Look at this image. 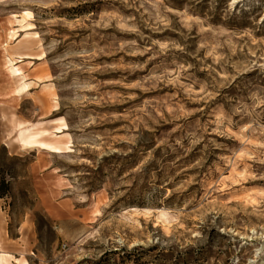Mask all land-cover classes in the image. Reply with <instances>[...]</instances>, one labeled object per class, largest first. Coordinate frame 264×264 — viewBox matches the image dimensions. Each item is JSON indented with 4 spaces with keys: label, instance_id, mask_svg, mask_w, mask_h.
Instances as JSON below:
<instances>
[{
    "label": "rangeland",
    "instance_id": "1",
    "mask_svg": "<svg viewBox=\"0 0 264 264\" xmlns=\"http://www.w3.org/2000/svg\"><path fill=\"white\" fill-rule=\"evenodd\" d=\"M20 252L264 264V0H0V259Z\"/></svg>",
    "mask_w": 264,
    "mask_h": 264
},
{
    "label": "bare ground",
    "instance_id": "2",
    "mask_svg": "<svg viewBox=\"0 0 264 264\" xmlns=\"http://www.w3.org/2000/svg\"><path fill=\"white\" fill-rule=\"evenodd\" d=\"M12 17L19 18L21 23L18 26L19 28L9 31V33H8V40L9 41H15L19 35L18 32H23V31H28V30L33 29V24L31 22V20L27 19V17H30L29 12H23L22 16L17 15V14H13ZM5 45H7V43H5L4 46ZM28 62L30 64L33 63L32 60H29ZM6 69H7V72L11 76H19L20 77L19 79L22 80L21 83L19 84V86L16 87L12 91L13 96L19 97L20 95H22L23 93H25V91H27L29 89V85L26 82L29 79L28 73L25 71L24 67L20 63H14L12 61V59H10L9 57H7ZM5 97H7V96H5ZM53 109H57V106H54ZM53 170L58 171L57 168H53Z\"/></svg>",
    "mask_w": 264,
    "mask_h": 264
},
{
    "label": "crops",
    "instance_id": "3",
    "mask_svg": "<svg viewBox=\"0 0 264 264\" xmlns=\"http://www.w3.org/2000/svg\"><path fill=\"white\" fill-rule=\"evenodd\" d=\"M10 144H11V147H13V146H15V143L14 142H10ZM8 253H12V254H16V251L15 250H13V251H9ZM18 255H20L21 256V252L20 253H18L17 254V256ZM19 257V256H18ZM16 258V257H15ZM0 261L3 263V264H5L6 263V260L5 259H0ZM11 262V261H10ZM1 264V263H0ZM11 264H14V263H11ZM15 264H28V262H26V260H25V258H24V255H23V258H22V256H21V258H20V263H15Z\"/></svg>",
    "mask_w": 264,
    "mask_h": 264
},
{
    "label": "trees",
    "instance_id": "4",
    "mask_svg": "<svg viewBox=\"0 0 264 264\" xmlns=\"http://www.w3.org/2000/svg\"><path fill=\"white\" fill-rule=\"evenodd\" d=\"M121 261H123V258H121Z\"/></svg>",
    "mask_w": 264,
    "mask_h": 264
}]
</instances>
